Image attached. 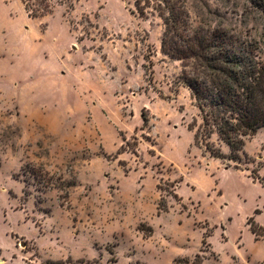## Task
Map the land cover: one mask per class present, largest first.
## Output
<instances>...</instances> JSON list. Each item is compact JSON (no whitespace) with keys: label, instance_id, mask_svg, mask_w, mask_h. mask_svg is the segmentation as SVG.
<instances>
[{"label":"rangeland","instance_id":"374dc122","mask_svg":"<svg viewBox=\"0 0 264 264\" xmlns=\"http://www.w3.org/2000/svg\"><path fill=\"white\" fill-rule=\"evenodd\" d=\"M183 1L190 35L264 43L250 0ZM166 14L0 0V264H264V128L241 169L195 146Z\"/></svg>","mask_w":264,"mask_h":264},{"label":"trees","instance_id":"16d2710c","mask_svg":"<svg viewBox=\"0 0 264 264\" xmlns=\"http://www.w3.org/2000/svg\"><path fill=\"white\" fill-rule=\"evenodd\" d=\"M159 1L167 9V14L162 15V50L184 63L182 82L199 111L200 124L194 120L189 126L194 144L212 158L223 163L231 161L236 169H241L250 159L245 152L247 140L264 128V43L241 42L226 30L220 34L190 35L185 1ZM250 1L264 14V0ZM186 68H191V73ZM143 121L147 123L145 118ZM174 198L179 200L178 195ZM163 207L161 203L159 210L166 211ZM248 224L257 239L264 237V227L254 219Z\"/></svg>","mask_w":264,"mask_h":264}]
</instances>
